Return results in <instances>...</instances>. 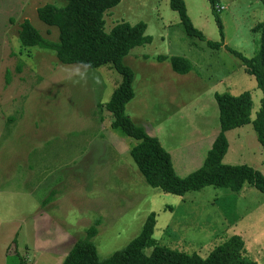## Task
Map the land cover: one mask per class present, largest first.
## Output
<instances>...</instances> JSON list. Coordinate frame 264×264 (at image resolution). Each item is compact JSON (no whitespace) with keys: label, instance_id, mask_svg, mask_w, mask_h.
<instances>
[{"label":"rangeland","instance_id":"obj_1","mask_svg":"<svg viewBox=\"0 0 264 264\" xmlns=\"http://www.w3.org/2000/svg\"><path fill=\"white\" fill-rule=\"evenodd\" d=\"M53 0H0V264H62L75 242L99 221L93 238L101 260L137 237L151 213L154 238L206 256L232 235L245 255L264 264V195L252 184L239 191L207 186L183 196L152 187L130 154L137 140L111 127L98 104L121 82L110 65L63 64L54 53L19 42L28 19L46 38L58 29L38 8ZM200 35L187 34L172 0H121L106 13V29L143 21L148 44L124 58L134 71L126 113L160 139L178 176L200 168L220 130L217 95L252 96L251 119L263 90L234 53L251 58L260 47L262 0H219L221 40L208 0H183ZM158 56H166L159 60ZM182 56L187 73L171 63ZM223 162L246 164L264 175V150L253 123L226 132ZM151 252V248L146 250Z\"/></svg>","mask_w":264,"mask_h":264},{"label":"trees","instance_id":"obj_2","mask_svg":"<svg viewBox=\"0 0 264 264\" xmlns=\"http://www.w3.org/2000/svg\"><path fill=\"white\" fill-rule=\"evenodd\" d=\"M264 2V0H262ZM121 0H53L38 8V17L45 24L58 29V39L46 38L26 19L21 23L19 42L26 48H39L54 53L63 64H81L88 68L110 65L121 75L109 101L98 104L111 115V127L121 128L135 138L130 154L147 182L164 192L183 196L190 191L207 186L239 191L245 183L252 184L264 195V175L246 164L231 165L223 162L229 147L226 132L252 122L264 150V21L256 25L261 32L258 52L251 58L234 53L246 71L257 79L263 90L262 108L255 119H251L252 96L249 91L239 95H217L220 130L203 165L185 177L177 175L172 156L160 142L144 127L136 124L126 113L127 104L134 98V71L124 63V58L137 46L148 44L152 37L146 33L147 24L122 21L109 31L106 29V13ZM220 31L221 40L209 41L210 45L224 44V28L217 5L219 0H208ZM172 6L180 14L188 35H200L187 13L183 0H172ZM166 60V56H158ZM173 68L179 73L192 70V63L182 56L171 58ZM156 214L147 218L142 232L123 249L101 260L93 238L98 233L99 221L90 226L85 237L77 240L67 253L62 264H257L245 255V241L232 235L218 244L205 257L198 253L189 254L160 244L154 238ZM151 252L147 253V249Z\"/></svg>","mask_w":264,"mask_h":264}]
</instances>
